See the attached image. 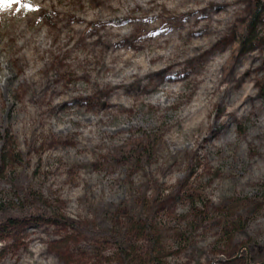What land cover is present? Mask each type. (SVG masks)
Here are the masks:
<instances>
[{
  "label": "rangeland",
  "instance_id": "1",
  "mask_svg": "<svg viewBox=\"0 0 264 264\" xmlns=\"http://www.w3.org/2000/svg\"><path fill=\"white\" fill-rule=\"evenodd\" d=\"M27 2L0 7V211L19 218L0 227V264L110 256V213L142 205L173 264H250L264 246V0ZM33 205L71 226L31 219Z\"/></svg>",
  "mask_w": 264,
  "mask_h": 264
},
{
  "label": "trees",
  "instance_id": "2",
  "mask_svg": "<svg viewBox=\"0 0 264 264\" xmlns=\"http://www.w3.org/2000/svg\"><path fill=\"white\" fill-rule=\"evenodd\" d=\"M259 12L260 4H257L249 27L257 22ZM245 40L246 38L243 36L240 42L244 44ZM136 209L138 211L135 212L128 207L123 212L110 213L111 216L107 221L103 234L104 238L110 240L108 242H110L112 248L114 247L115 251L110 256H106L104 254L105 250H100L95 245L83 248L82 254L88 258V264H173L170 260L172 255L168 253L170 248L165 244L166 240L159 226L152 221L153 218L147 214L144 205ZM27 213L31 219L36 221L71 226L69 221L54 213L49 207L33 205ZM17 216L10 209L2 208L0 211V227L7 230L19 220ZM122 216L125 217L123 220L126 223L121 226ZM242 219H239L241 228H243L241 222L246 217L244 216ZM226 234L228 233L226 232ZM183 238L184 236H181L179 242L182 243ZM176 241L178 242V239ZM175 243L172 242L171 246L173 247ZM250 244L255 249L250 264H264V246L259 247L255 243ZM246 252L243 249L242 257H246ZM236 255H233V257Z\"/></svg>",
  "mask_w": 264,
  "mask_h": 264
},
{
  "label": "snow or ice",
  "instance_id": "3",
  "mask_svg": "<svg viewBox=\"0 0 264 264\" xmlns=\"http://www.w3.org/2000/svg\"><path fill=\"white\" fill-rule=\"evenodd\" d=\"M14 4H19L23 8H27L29 11L34 10V5L30 2L25 3V0H0V7L8 8Z\"/></svg>",
  "mask_w": 264,
  "mask_h": 264
},
{
  "label": "water",
  "instance_id": "4",
  "mask_svg": "<svg viewBox=\"0 0 264 264\" xmlns=\"http://www.w3.org/2000/svg\"><path fill=\"white\" fill-rule=\"evenodd\" d=\"M239 256H240V255H239ZM239 256H238V257H239Z\"/></svg>",
  "mask_w": 264,
  "mask_h": 264
}]
</instances>
